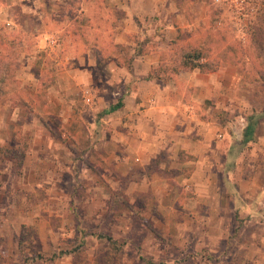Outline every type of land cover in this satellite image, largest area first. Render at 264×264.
Wrapping results in <instances>:
<instances>
[{
	"label": "rangeland",
	"instance_id": "1",
	"mask_svg": "<svg viewBox=\"0 0 264 264\" xmlns=\"http://www.w3.org/2000/svg\"><path fill=\"white\" fill-rule=\"evenodd\" d=\"M206 1L209 18L194 29L193 35L206 55L218 63L215 72L219 82L233 85V97L228 102L223 92L218 102H211L219 132L215 141L221 142L218 134L222 132L232 134L231 141L242 143L249 118L264 119V0H249L255 11L247 19L228 5ZM120 13L123 11L116 17L123 19L125 12ZM105 35L98 58L102 66L95 69L94 65L80 64L85 59L78 46H73L74 60L68 57L64 35L58 40V49H40L30 32L0 24V80L7 75L0 83V234L10 247L18 243V255L12 251L9 256L12 263L229 264V256L237 251L229 248L232 241L227 245L220 240L222 249L211 251L209 218L191 211L196 208L198 213H207L206 205L197 201L196 184L191 187L186 180L197 164L172 162V157L164 168L153 165V186L140 191L133 185V172L141 171L133 169V155L128 161L110 159L114 154L110 143L103 162L98 155L103 146L100 140L113 137V114H104V110L133 96V84L152 79H148L149 74L155 76L158 70L135 72L132 35V43L120 47L121 66L111 67V38ZM89 36L97 46V31ZM17 59L23 61L20 68ZM171 74L166 66L158 76L161 82L181 84L178 74ZM89 95L91 104L86 100ZM43 128L73 145L79 159L73 170L63 172V164L58 177L48 172L55 170L53 165L47 166L46 172L26 169L25 157L20 163V153L5 155L1 150L9 147L19 151L25 145L27 153L33 135ZM222 143L225 146V141ZM249 143L241 144L235 154L231 167L235 176L241 174L242 162L259 156L258 139ZM187 157L184 153L179 159ZM225 157L223 147H219L211 172L224 191L231 180L230 170L223 165ZM202 163L209 173L208 163ZM233 183L236 188L237 182ZM5 210H11L10 214L3 216ZM222 225H227L225 218ZM0 259L3 261V256Z\"/></svg>",
	"mask_w": 264,
	"mask_h": 264
},
{
	"label": "crops",
	"instance_id": "2",
	"mask_svg": "<svg viewBox=\"0 0 264 264\" xmlns=\"http://www.w3.org/2000/svg\"><path fill=\"white\" fill-rule=\"evenodd\" d=\"M207 8L206 0H0V24L10 29L30 32L35 36L40 49H58V40L64 35L63 39L68 41V57L74 60L72 51L78 46L83 50L85 59L80 64L94 65L95 69L102 66L98 58L101 56L104 34L111 38V67L121 66L120 47L131 44L132 35L133 68L137 73L148 74L160 67L162 56L174 47L175 42L181 45L201 44L193 31L209 18ZM120 10L125 12L123 19L121 15L116 17ZM26 26L30 28L27 29ZM94 30L98 34L95 42L97 46L91 42L94 38L89 36ZM8 60L10 63V59ZM21 63L17 59V68L21 67ZM216 73L195 68L177 73L181 84H173L171 81L167 84L161 82L159 77L133 84V96L121 99L123 105L112 112L110 120L115 121L114 128L111 129L113 137L107 141L104 136L100 140L103 146L99 148L98 155L103 162L107 143L111 144L114 153L110 159L114 157L116 162L119 159L128 161L133 155V169H141L139 173L133 172V185L140 191L153 186V165L164 168L165 162L172 157L175 158L172 162L197 164L186 180L191 187L196 184L197 201L206 205L205 214L198 213L196 208L191 211L196 216L209 218L211 251L222 249L218 241L225 240L229 245L228 241L231 240L229 248H236L237 251L229 256L227 263L264 264V119L259 122L256 130L259 156L256 160L250 156V162L249 159L242 162L241 174L235 176L231 167L235 154L243 146L231 141L230 133L228 136L221 132L218 134L221 142L215 141L219 132L217 117L212 115L215 107L211 105V102H218V95L223 93L226 96L225 102H228L233 97V85L221 84ZM171 75L167 78L171 79ZM87 102L91 104L88 100ZM122 130L125 131L122 133ZM62 135L65 137V133ZM31 140L23 165L26 169L32 167L46 172L49 170L47 166L53 165L55 170L48 172H55L59 177L63 164L64 172L68 168L73 170L74 163L79 162L75 158L73 145L69 146L58 140L54 132L47 128L40 129ZM224 141L225 146L222 143ZM219 147H223L226 154L223 165L230 170L228 173L231 180L226 183V191L212 179L211 173L215 169V155ZM184 153L190 157L180 160L179 156ZM205 161L208 163L209 173L202 167V162ZM235 181L236 188L233 183ZM10 212L11 210H5L2 214L6 216ZM224 218L227 224L225 226L222 225ZM12 251L18 255V243L10 247L4 242L1 233L0 253L3 261L0 259V264H14L9 257Z\"/></svg>",
	"mask_w": 264,
	"mask_h": 264
},
{
	"label": "trees",
	"instance_id": "3",
	"mask_svg": "<svg viewBox=\"0 0 264 264\" xmlns=\"http://www.w3.org/2000/svg\"><path fill=\"white\" fill-rule=\"evenodd\" d=\"M205 60V61H203ZM168 66L169 69L173 72V74H177L182 70H193L195 68H199L203 72H213L218 68V63L214 61L213 58H210L206 55L205 51L194 44L181 45L178 42H175V45L170 50L166 51L165 54L161 58V65L158 70L155 72V76L153 74H149L148 78L159 77L158 73L160 69H164ZM157 75V76H156ZM122 102L119 101L117 104L112 105L108 110H104V114L112 113L116 111L122 106ZM259 124V120H255L254 117L249 118L248 125L244 130V136L241 144H247L250 141H255L256 139V130ZM1 150L5 155L20 153L22 155L20 163L22 164L23 158L26 155V146L23 145L22 148L13 149L9 147H2ZM22 172L19 171V174Z\"/></svg>",
	"mask_w": 264,
	"mask_h": 264
},
{
	"label": "built area",
	"instance_id": "4",
	"mask_svg": "<svg viewBox=\"0 0 264 264\" xmlns=\"http://www.w3.org/2000/svg\"><path fill=\"white\" fill-rule=\"evenodd\" d=\"M219 4L228 5L240 18L247 19L254 11L249 0H215ZM88 93V92H87ZM90 94V93H88ZM89 102L92 101L91 95L87 96Z\"/></svg>",
	"mask_w": 264,
	"mask_h": 264
}]
</instances>
